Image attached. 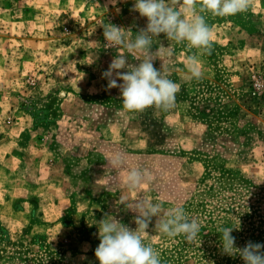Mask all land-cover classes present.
<instances>
[{
	"label": "rangeland",
	"instance_id": "374dc122",
	"mask_svg": "<svg viewBox=\"0 0 264 264\" xmlns=\"http://www.w3.org/2000/svg\"><path fill=\"white\" fill-rule=\"evenodd\" d=\"M134 3L0 0V264H99L96 222L107 213L134 230L125 202L141 199L201 225L187 241L154 217L144 243L161 264H244L222 253L220 227L238 248L264 243V0L205 17L213 40L199 80L186 66L197 50L154 37V67L180 85L176 106L129 113L102 73L117 55L129 65L143 55L107 48L102 25L134 39L147 25ZM132 168L151 177L146 187L124 184Z\"/></svg>",
	"mask_w": 264,
	"mask_h": 264
},
{
	"label": "clouds",
	"instance_id": "9594fccd",
	"mask_svg": "<svg viewBox=\"0 0 264 264\" xmlns=\"http://www.w3.org/2000/svg\"><path fill=\"white\" fill-rule=\"evenodd\" d=\"M254 0H135L131 11L147 18V25L135 35L128 37L129 30L111 23H105L103 36L107 48L123 47L128 53H139L143 58L135 65H129L125 55L113 58L109 67L102 73L108 80V88H118L122 108L129 113H140L148 108L168 112L176 106V96L180 85L169 78V73L154 67L159 59V49L153 50V38L164 34L168 40L185 44L197 53L187 57V79L202 77L199 56L210 53L213 40L212 28L205 17L208 14L218 17L234 16L253 6ZM169 55L173 50L168 51ZM127 69V71H119ZM122 81V83H118ZM111 163H123L120 154L113 156ZM151 177L147 172L132 168L124 177V184L131 190L146 187ZM125 207L134 211L136 228L130 229L110 214L96 222L99 245L95 257L99 264H161L160 254L150 244L144 243L149 225L155 217L154 229L170 238L183 236L187 241L194 240L201 225L190 219L183 207L170 209L164 218L160 212L162 204L146 200H136ZM233 227H220V248L223 254L239 256L244 264H264V243L247 241L242 248L236 247Z\"/></svg>",
	"mask_w": 264,
	"mask_h": 264
},
{
	"label": "built area",
	"instance_id": "2783aa9c",
	"mask_svg": "<svg viewBox=\"0 0 264 264\" xmlns=\"http://www.w3.org/2000/svg\"><path fill=\"white\" fill-rule=\"evenodd\" d=\"M261 85H262V83L256 81L255 86L260 87ZM256 90H257V89H256Z\"/></svg>",
	"mask_w": 264,
	"mask_h": 264
},
{
	"label": "crops",
	"instance_id": "0c3cea01",
	"mask_svg": "<svg viewBox=\"0 0 264 264\" xmlns=\"http://www.w3.org/2000/svg\"><path fill=\"white\" fill-rule=\"evenodd\" d=\"M10 159V158H9Z\"/></svg>",
	"mask_w": 264,
	"mask_h": 264
}]
</instances>
